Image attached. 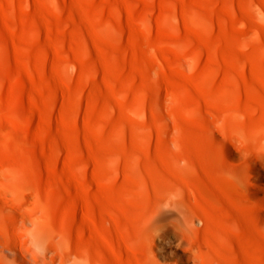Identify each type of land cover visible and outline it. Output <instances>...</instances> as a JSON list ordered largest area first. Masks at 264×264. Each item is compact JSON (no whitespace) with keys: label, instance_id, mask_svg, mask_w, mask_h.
<instances>
[{"label":"rangeland","instance_id":"1","mask_svg":"<svg viewBox=\"0 0 264 264\" xmlns=\"http://www.w3.org/2000/svg\"><path fill=\"white\" fill-rule=\"evenodd\" d=\"M0 264H264V0H0Z\"/></svg>","mask_w":264,"mask_h":264},{"label":"bare ground","instance_id":"2","mask_svg":"<svg viewBox=\"0 0 264 264\" xmlns=\"http://www.w3.org/2000/svg\"><path fill=\"white\" fill-rule=\"evenodd\" d=\"M39 241H40V236H37V235L35 234V237L32 239V242L35 243V244H37V243H39ZM3 251H4L3 253H4L5 255L11 254V252L8 251V250H3Z\"/></svg>","mask_w":264,"mask_h":264}]
</instances>
